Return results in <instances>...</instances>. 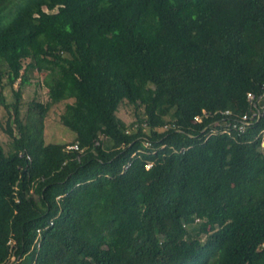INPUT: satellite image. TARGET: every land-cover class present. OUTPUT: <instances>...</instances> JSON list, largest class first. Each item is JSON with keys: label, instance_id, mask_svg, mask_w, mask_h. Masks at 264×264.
Segmentation results:
<instances>
[{"label": "trees", "instance_id": "trees-1", "mask_svg": "<svg viewBox=\"0 0 264 264\" xmlns=\"http://www.w3.org/2000/svg\"><path fill=\"white\" fill-rule=\"evenodd\" d=\"M0 86V264H264V0H0Z\"/></svg>", "mask_w": 264, "mask_h": 264}, {"label": "rangeland", "instance_id": "rangeland-1", "mask_svg": "<svg viewBox=\"0 0 264 264\" xmlns=\"http://www.w3.org/2000/svg\"><path fill=\"white\" fill-rule=\"evenodd\" d=\"M59 73L56 67L43 68L40 71H33L29 73V82L23 85V101L30 100L32 98L46 101L49 99L51 88L59 78ZM20 80L15 84V88L19 86ZM1 90V86H0ZM4 93L8 101H12L13 91L9 85L4 87ZM66 102L57 103L49 111V114L45 121L44 137L46 142H67L70 143L74 139V132L64 126L60 121V114L64 111ZM120 116L127 122H131L134 119L132 116V110L130 107H121L119 111ZM0 119L4 125H6V116L3 110L0 111ZM0 142L3 144L5 151L9 150L11 138L6 134L2 126L0 125ZM68 146V145H67ZM208 229L213 230V226H208Z\"/></svg>", "mask_w": 264, "mask_h": 264}, {"label": "built area", "instance_id": "built-area-1", "mask_svg": "<svg viewBox=\"0 0 264 264\" xmlns=\"http://www.w3.org/2000/svg\"><path fill=\"white\" fill-rule=\"evenodd\" d=\"M255 95L253 93H249L248 99L249 101L255 105L258 109L257 111H254L252 114H244L242 117H240L238 120L235 121H227L225 119H219L215 121V123L211 126L210 129V134H216V133H232L233 129L238 130L240 133L246 132L250 126L253 124V119L256 118L258 121L262 120L264 117V102L261 100L263 99L262 97L258 98L257 100L255 99ZM231 112L226 111L225 114L229 115ZM209 113L207 110H203L201 114H198L195 116V122L201 123L204 120V117H208ZM260 135H262V146L264 148V126L260 132ZM146 145H150L149 142H146ZM78 144H73V145H68L67 149H78ZM153 165L152 162H148L146 164V168L149 169ZM41 232L40 230H38ZM41 235V234H40ZM38 242L40 241V236L37 240Z\"/></svg>", "mask_w": 264, "mask_h": 264}]
</instances>
